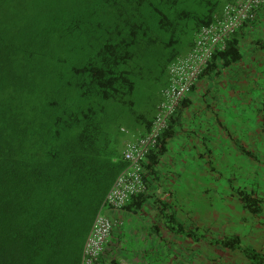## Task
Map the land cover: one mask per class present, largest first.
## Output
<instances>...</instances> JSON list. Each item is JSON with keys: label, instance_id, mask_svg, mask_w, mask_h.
Listing matches in <instances>:
<instances>
[{"label": "trees", "instance_id": "obj_1", "mask_svg": "<svg viewBox=\"0 0 264 264\" xmlns=\"http://www.w3.org/2000/svg\"><path fill=\"white\" fill-rule=\"evenodd\" d=\"M226 1L0 0V264H81L105 196L129 167L127 143L153 124L170 65L192 49ZM244 35L242 28L231 34L200 77L241 62ZM188 95L143 161L146 188ZM257 111L263 118L264 103ZM234 192L243 237L241 230L202 233L195 224L185 258L208 257L203 251L212 248L221 255H209L211 264H223L226 251L238 264H264V234L256 230L257 223L264 227V191ZM144 193L125 208L130 202L141 208ZM167 208L159 209L178 233L183 225Z\"/></svg>", "mask_w": 264, "mask_h": 264}, {"label": "crops", "instance_id": "obj_2", "mask_svg": "<svg viewBox=\"0 0 264 264\" xmlns=\"http://www.w3.org/2000/svg\"><path fill=\"white\" fill-rule=\"evenodd\" d=\"M242 30V45L255 48L252 59L264 66V6ZM253 60L243 58L220 74L197 80L176 135L167 140L158 173L147 177L145 203L108 211L119 220L107 241L108 264H191L185 257L192 251L188 235L195 224L203 227L202 233L210 229L218 236L231 221H240L237 230L245 226L234 188L264 191V175L257 166L264 163V130L251 129L264 119L253 117L264 103V69L247 67ZM250 95L256 96L253 105L251 98L243 102ZM219 201H225L224 207ZM166 205L164 213L183 225L178 233L169 228L174 221L159 209Z\"/></svg>", "mask_w": 264, "mask_h": 264}, {"label": "built area", "instance_id": "obj_3", "mask_svg": "<svg viewBox=\"0 0 264 264\" xmlns=\"http://www.w3.org/2000/svg\"><path fill=\"white\" fill-rule=\"evenodd\" d=\"M263 6L264 0H227L220 16L201 27L192 49L170 65L169 84L163 89V99L158 105L153 124L147 133L127 143L123 153L129 167L117 176L105 196L85 240L81 264L108 262L105 260L107 241L119 223L108 211H124L133 195L145 192L142 170L149 150L158 144L170 117L206 69L215 51L226 46L231 34L256 20Z\"/></svg>", "mask_w": 264, "mask_h": 264}, {"label": "rangeland", "instance_id": "obj_4", "mask_svg": "<svg viewBox=\"0 0 264 264\" xmlns=\"http://www.w3.org/2000/svg\"><path fill=\"white\" fill-rule=\"evenodd\" d=\"M242 51H243V54H244V59H248V60H250V61H247V62H251L253 59V56H254V54H256V51H255V48H253V47H251L250 46V44H246V45H244L243 44V49H242ZM253 64L251 63V65H247V67H254V68H257V69H259L260 70V72H261V69L263 70L264 69V66H263V64H258V62H256V61H254L253 60ZM153 102L155 101L156 102V98H157V95H158V91L157 90H155V91H153ZM252 99L251 100V102L249 103V105H253L254 103H253V99L254 100H256V96L254 95V96H252V95H250V97H248V96H245L244 98H243V102H244V99ZM246 103V102H245ZM244 104V103H243ZM251 110H252V108H250ZM254 117V119H256L257 117H258V114L256 113L255 114V116H253ZM263 118H264V116H263ZM251 129H253V130H255V133H259V132H261L262 133V131L264 130V121L263 122H261V123H256V121L253 123V126H252V128ZM257 137H259V134H258V136ZM263 147H264V145H263ZM264 160V159H263ZM259 165V171H260V175H264V163H259V164H257V166ZM219 203L222 205V207H224V205L226 204L225 203V201H223V202H220L219 201ZM225 203V204H224ZM241 212H242V210H241ZM254 219L255 218H253V222H254ZM238 224H240V221L239 220H234L233 222L231 221L230 222V224H229V227L226 225V224H224L223 225V227L221 228V231H220V236L221 235H223V231L225 232V233H227V231H225V230H228V232L230 233V234H232V233H234L235 231H233V230H237L238 229ZM258 223L256 224V230L258 229V231H263V234H264V227H263V229H260V227H258ZM240 227H243V226H240ZM245 230L246 231V229L245 228H242L241 229V231H239V233H240V235H242V237H243V234H242V230ZM259 235H260V233L259 234H256L255 235V239H254V241H255V243H258V244H260V241H259ZM245 239V238H244ZM261 239V238H260ZM262 241V244L264 245V236L262 237V239H261ZM193 243V242H192ZM204 250H206V249H204ZM215 251L216 250H214V249H212V248H209V252L208 253H206L205 251H203L204 252V254L205 255H207L208 257H206V256H200L201 257V259H191V264H211L212 262H211V260L209 259V255L211 256V255H214L215 254ZM226 255H225V257L226 258H223V264H238V259L237 258H235L234 259V255L235 254H230L229 252H227L226 251ZM124 256H126V254H124ZM247 260V259H246ZM242 262L243 263H241V264H244L245 263V260H242Z\"/></svg>", "mask_w": 264, "mask_h": 264}]
</instances>
